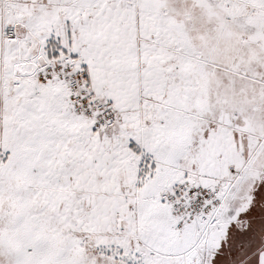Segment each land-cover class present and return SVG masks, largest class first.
<instances>
[{"label": "snow or ice", "instance_id": "obj_1", "mask_svg": "<svg viewBox=\"0 0 264 264\" xmlns=\"http://www.w3.org/2000/svg\"><path fill=\"white\" fill-rule=\"evenodd\" d=\"M0 264H264V0H0Z\"/></svg>", "mask_w": 264, "mask_h": 264}]
</instances>
